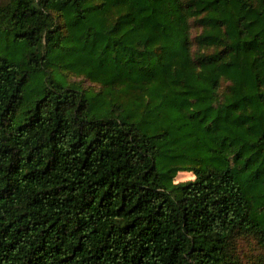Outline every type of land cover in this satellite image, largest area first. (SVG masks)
Returning a JSON list of instances; mask_svg holds the SVG:
<instances>
[{"label": "trees", "instance_id": "trees-1", "mask_svg": "<svg viewBox=\"0 0 264 264\" xmlns=\"http://www.w3.org/2000/svg\"><path fill=\"white\" fill-rule=\"evenodd\" d=\"M0 264H264V0H0Z\"/></svg>", "mask_w": 264, "mask_h": 264}, {"label": "rangeland", "instance_id": "rangeland-1", "mask_svg": "<svg viewBox=\"0 0 264 264\" xmlns=\"http://www.w3.org/2000/svg\"><path fill=\"white\" fill-rule=\"evenodd\" d=\"M189 178H193V175L190 172H179L176 176V180H187Z\"/></svg>", "mask_w": 264, "mask_h": 264}]
</instances>
